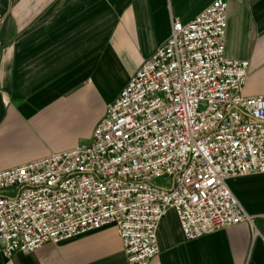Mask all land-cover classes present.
I'll list each match as a JSON object with an SVG mask.
<instances>
[{
    "label": "built area",
    "instance_id": "2783aa9c",
    "mask_svg": "<svg viewBox=\"0 0 264 264\" xmlns=\"http://www.w3.org/2000/svg\"><path fill=\"white\" fill-rule=\"evenodd\" d=\"M228 7L172 18L90 143L0 172V255L114 225L128 264H150L171 210L186 241L246 225L264 242L228 184L264 174V95L245 96L250 62L226 56Z\"/></svg>",
    "mask_w": 264,
    "mask_h": 264
},
{
    "label": "crops",
    "instance_id": "0c3cea01",
    "mask_svg": "<svg viewBox=\"0 0 264 264\" xmlns=\"http://www.w3.org/2000/svg\"><path fill=\"white\" fill-rule=\"evenodd\" d=\"M215 0H0V172L91 141L131 77ZM226 56L250 62L245 96L264 95V0H227ZM229 187L264 235V174ZM150 264H264V242L240 225L186 241L174 210ZM0 264H128L114 225Z\"/></svg>",
    "mask_w": 264,
    "mask_h": 264
},
{
    "label": "water",
    "instance_id": "95a60500",
    "mask_svg": "<svg viewBox=\"0 0 264 264\" xmlns=\"http://www.w3.org/2000/svg\"><path fill=\"white\" fill-rule=\"evenodd\" d=\"M4 32H5V27L3 26V24H0V41H2L4 38Z\"/></svg>",
    "mask_w": 264,
    "mask_h": 264
}]
</instances>
